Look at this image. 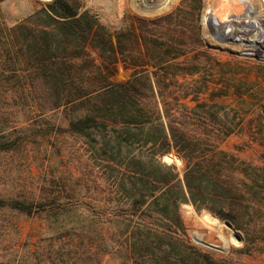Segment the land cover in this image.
<instances>
[{"label":"rangeland","instance_id":"1","mask_svg":"<svg viewBox=\"0 0 264 264\" xmlns=\"http://www.w3.org/2000/svg\"><path fill=\"white\" fill-rule=\"evenodd\" d=\"M52 1L0 0V23L13 26ZM79 1L84 11L96 15L112 32L123 27L126 17L158 19L180 2ZM242 1L246 0H203L201 46L187 57L200 72L175 77L177 73L171 67L166 78V105L158 99L162 114L167 110L168 118L163 115L166 124L176 121L195 136L193 149L216 153V160L226 161V175L236 186L253 178L254 171L247 173L242 168H261L264 175V60L255 58L264 54L256 47L260 41L258 28L250 27L264 15V0H250L253 13L247 12ZM165 2L167 6L159 12L144 11V6ZM243 15L246 18H234ZM210 16L231 25L214 27L217 36L207 26ZM189 25L194 31L195 17ZM223 29L227 33L221 34ZM21 73L0 36V198L47 201L57 207L34 215L0 209V264H122L117 255V221L112 217L117 215L119 203L117 129L96 132L94 138L73 135L69 111L52 110L50 101L30 93L24 79L17 77ZM128 78L121 71L112 81ZM186 90L190 95L185 96ZM170 146L163 160L174 164L183 176L186 159L172 140ZM108 164L116 168L110 170ZM75 176L80 178L82 188L78 195L71 191ZM241 193L250 196L248 189L243 188ZM73 195L77 197L72 199ZM74 200H79L77 209L70 206ZM180 214L190 241L198 247L218 256H232L244 264H264V244L252 254H242L244 233L210 209L197 210L191 203H184ZM206 214L211 218L203 217ZM202 236L213 243L231 237L225 249L218 250L203 243Z\"/></svg>","mask_w":264,"mask_h":264},{"label":"trees","instance_id":"2","mask_svg":"<svg viewBox=\"0 0 264 264\" xmlns=\"http://www.w3.org/2000/svg\"><path fill=\"white\" fill-rule=\"evenodd\" d=\"M202 9L203 0H180L165 16L126 17L123 27L112 32L96 15L84 11L79 0H53L13 26L0 23L6 51L21 67L22 75L17 77L39 100L50 101L52 110L69 111L73 135L91 138L96 132L117 129L119 203L112 217L117 221V255L122 264H244L190 241L180 214L184 203L197 210L208 208L242 231V254H252L264 244L262 169L242 168L254 171L251 182L232 184L226 161L216 160V153L193 149V133L176 121L166 124L167 110L162 114L158 101L166 105L171 67L175 77L200 72L187 57L201 46ZM193 17L194 31L189 25ZM121 71L129 78L112 81ZM170 140L186 159L183 176L174 164L163 160L170 153ZM222 155L226 159L227 154ZM107 168L116 167L108 164ZM74 178L71 191L78 195L80 178ZM243 188L250 196L241 193ZM44 202L0 198V209L34 215L55 206ZM70 206L79 208V200ZM229 238L213 243L202 236V241L224 250Z\"/></svg>","mask_w":264,"mask_h":264},{"label":"bare ground","instance_id":"3","mask_svg":"<svg viewBox=\"0 0 264 264\" xmlns=\"http://www.w3.org/2000/svg\"><path fill=\"white\" fill-rule=\"evenodd\" d=\"M242 2H243V4H245L247 6V8H248L247 12L248 13H253L254 9L251 6V1L250 0H246V1H242ZM167 4L168 3L165 2L164 4H155V5L144 6V8H145L144 11L147 12V13L159 12V11L163 10L167 6ZM136 6H138V5H136ZM230 25L231 24H229V26ZM220 26L223 27V25H220V24L218 26H214V27H220ZM250 27H253V28L256 27V28H258V37H260V41H259L258 44H256V47L261 48L263 50V54H264V20L259 19V22L255 21L254 25L253 26H250ZM228 32H229V30H228ZM225 33H227V32H225ZM224 35H226V34H224ZM231 36H232V34H231ZM251 46L254 47V45H251Z\"/></svg>","mask_w":264,"mask_h":264},{"label":"water","instance_id":"4","mask_svg":"<svg viewBox=\"0 0 264 264\" xmlns=\"http://www.w3.org/2000/svg\"><path fill=\"white\" fill-rule=\"evenodd\" d=\"M245 15L240 16V17L239 16H234V18L235 19H244V18H246ZM257 18H259L261 20H264V15L261 16V17H257ZM251 23L253 24L254 20H252ZM219 24L223 25V28H226L229 25L228 23L219 22V20L217 18H215V17L214 18L212 16L209 17V21L207 22V26L209 27L210 31L215 33V35H217V36L219 35V33H218L217 30H215L214 26H218ZM246 24L249 25V21L248 20L246 21ZM223 33H225L224 29L221 30V34H223ZM235 41H237V39H235ZM242 55L249 56L250 54L249 53H242ZM255 58L260 59V60H264V55L261 56V57L256 56ZM228 224L232 226L231 223H228Z\"/></svg>","mask_w":264,"mask_h":264}]
</instances>
